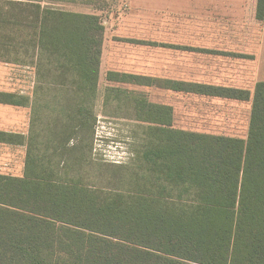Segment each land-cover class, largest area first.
I'll return each instance as SVG.
<instances>
[{
	"label": "trees",
	"instance_id": "obj_1",
	"mask_svg": "<svg viewBox=\"0 0 264 264\" xmlns=\"http://www.w3.org/2000/svg\"><path fill=\"white\" fill-rule=\"evenodd\" d=\"M102 40L98 16L0 0V62L34 70L30 95L0 91L1 104L30 109L26 135L0 131L26 147L23 174L0 173V264H264V81L246 138L180 129L143 91H100ZM99 116L139 125L126 161L95 153Z\"/></svg>",
	"mask_w": 264,
	"mask_h": 264
},
{
	"label": "crops",
	"instance_id": "obj_2",
	"mask_svg": "<svg viewBox=\"0 0 264 264\" xmlns=\"http://www.w3.org/2000/svg\"><path fill=\"white\" fill-rule=\"evenodd\" d=\"M41 4L62 12L98 16L103 25L100 91L107 86L147 91L151 102L172 108L174 127L175 105L152 100L151 88L185 97L246 100L159 87L154 80L227 87L193 80L261 77L251 74L257 69L264 47V14L262 18L257 15L258 0H41ZM251 53L255 54L254 62L247 57ZM109 72L114 74V80L108 79ZM142 79L153 81L143 84L139 81ZM0 106L23 110L26 119L23 126L18 122L15 128L0 127V131L26 135L30 109L1 103ZM205 108L200 111L205 112ZM0 144L22 147L25 161L24 145ZM23 171L15 176H21Z\"/></svg>",
	"mask_w": 264,
	"mask_h": 264
},
{
	"label": "rangeland",
	"instance_id": "obj_3",
	"mask_svg": "<svg viewBox=\"0 0 264 264\" xmlns=\"http://www.w3.org/2000/svg\"><path fill=\"white\" fill-rule=\"evenodd\" d=\"M251 54L247 57L254 62L255 54ZM259 59L257 69H254L251 74L260 75V78L193 80L249 90L250 100L236 102L200 95L185 97V95H175L156 88L150 89L149 97L157 102H171L175 105L177 128L246 138L255 83L264 80V47ZM33 81V68L0 62V90L31 94ZM201 107H206L205 112L200 111ZM19 110L0 106V127L14 126L13 128H15V124L18 122L23 126L25 119L23 112L25 111ZM28 116L29 111L27 112ZM137 130H139V125L135 122L99 116L95 128V153L107 162L126 161L129 158V146L136 135L134 131ZM23 164L24 151L22 147L0 144L1 173L20 175L23 171Z\"/></svg>",
	"mask_w": 264,
	"mask_h": 264
}]
</instances>
